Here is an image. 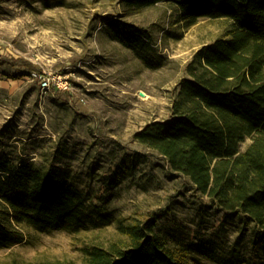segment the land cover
<instances>
[{"label": "rangeland", "instance_id": "374dc122", "mask_svg": "<svg viewBox=\"0 0 264 264\" xmlns=\"http://www.w3.org/2000/svg\"><path fill=\"white\" fill-rule=\"evenodd\" d=\"M118 21L146 29L151 46H125ZM226 18L187 24L176 6L140 9L123 0H0L1 149L43 169L56 162L113 220L98 227L37 231L0 247V264H85L86 250L123 236L117 224L158 213L155 230L185 264H264V228L222 211L169 170L134 133L168 118L194 51L230 27ZM65 75L66 89L43 91L24 64ZM245 138L240 149L249 144Z\"/></svg>", "mask_w": 264, "mask_h": 264}, {"label": "trees", "instance_id": "16d2710c", "mask_svg": "<svg viewBox=\"0 0 264 264\" xmlns=\"http://www.w3.org/2000/svg\"><path fill=\"white\" fill-rule=\"evenodd\" d=\"M160 1L173 3L187 24L204 17L231 23L224 35L194 51L171 115L149 121L134 138L222 211L264 228V0H123L136 9ZM111 31L125 46H151V34L131 23L118 21ZM31 67L25 63L15 76ZM1 146L0 138V247L23 241L24 227L75 231L113 220L106 199L94 202L56 162L43 169ZM158 217L119 222L123 237L88 248L85 264H185L156 232Z\"/></svg>", "mask_w": 264, "mask_h": 264}, {"label": "built area", "instance_id": "2783aa9c", "mask_svg": "<svg viewBox=\"0 0 264 264\" xmlns=\"http://www.w3.org/2000/svg\"><path fill=\"white\" fill-rule=\"evenodd\" d=\"M28 75L43 91L49 89L51 86L57 90L66 89L68 87V81L65 75L60 73L56 74L45 72L40 69H33L30 70Z\"/></svg>", "mask_w": 264, "mask_h": 264}]
</instances>
